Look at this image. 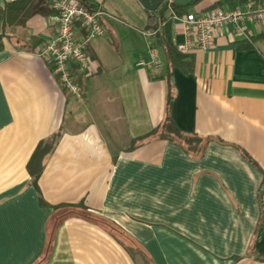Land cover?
I'll list each match as a JSON object with an SVG mask.
<instances>
[{
    "label": "crops",
    "instance_id": "obj_1",
    "mask_svg": "<svg viewBox=\"0 0 264 264\" xmlns=\"http://www.w3.org/2000/svg\"><path fill=\"white\" fill-rule=\"evenodd\" d=\"M93 1L104 34L88 67L72 66L79 93L36 53L55 34L49 16L9 28L0 49V264H264V23L223 28L189 52L193 72L173 70L174 123L206 139L192 156L170 140L138 145L167 109L169 69L160 47V67L148 64L146 8ZM217 1L247 4L189 11ZM182 31L175 22V41ZM41 143L53 147L34 181Z\"/></svg>",
    "mask_w": 264,
    "mask_h": 264
},
{
    "label": "built area",
    "instance_id": "obj_2",
    "mask_svg": "<svg viewBox=\"0 0 264 264\" xmlns=\"http://www.w3.org/2000/svg\"><path fill=\"white\" fill-rule=\"evenodd\" d=\"M51 3L54 11L49 15V23L54 26L55 34L36 53L50 61L52 71L61 85L73 93H79L80 87L72 73V66L77 65L80 69L88 67V45L94 38L104 34L100 22L104 12L91 11L78 0H51ZM174 20L182 23L185 35L184 42L175 41V44L180 51L190 52L195 48H212L219 31L229 25L234 27V35L240 36L246 32L245 21L264 23V7L249 1L245 9L214 7L200 13L174 16ZM78 31L83 34L78 35ZM149 53L151 59L148 64L160 67L156 49L150 47ZM138 64L147 63L141 61Z\"/></svg>",
    "mask_w": 264,
    "mask_h": 264
},
{
    "label": "trees",
    "instance_id": "obj_3",
    "mask_svg": "<svg viewBox=\"0 0 264 264\" xmlns=\"http://www.w3.org/2000/svg\"><path fill=\"white\" fill-rule=\"evenodd\" d=\"M84 7L91 11H98L97 4L93 0H78ZM195 1L192 4L199 2ZM230 3H243L254 1L256 3L261 0H225ZM223 1L214 2L207 7L205 11L221 7ZM189 5H178L174 1L166 0L156 11L147 10L148 22L146 32L150 33L152 39L151 48H161L166 56L167 67L169 69L167 75V109L163 122L154 127L150 132L138 138V145L145 143L148 139L159 138L170 140L179 144L188 154L199 156L204 152L206 139L196 134H188L180 130L171 116V104L174 99V83L173 70L180 68L185 73H191L194 70V58L189 52H182L177 48L174 40V16H184L190 13ZM51 0H13L8 1L4 5H0V49L4 47V38L6 37V29L23 26L31 17L37 14L49 16L53 12ZM204 12V11H203ZM249 42L247 47H252ZM73 70L77 72V65L73 66ZM76 81H80V76H76ZM52 144V143H51ZM53 145H47L43 148L41 143L36 149L33 157L29 162V168L34 181L40 175L42 166L40 161L47 152L52 149ZM259 192L260 207H263L264 184ZM263 217V214H262ZM262 221V220H261ZM260 221V224H261Z\"/></svg>",
    "mask_w": 264,
    "mask_h": 264
},
{
    "label": "water",
    "instance_id": "obj_4",
    "mask_svg": "<svg viewBox=\"0 0 264 264\" xmlns=\"http://www.w3.org/2000/svg\"><path fill=\"white\" fill-rule=\"evenodd\" d=\"M164 1L166 0H139L142 6L150 11L158 10ZM195 1L197 0H174V2L178 5H189Z\"/></svg>",
    "mask_w": 264,
    "mask_h": 264
},
{
    "label": "rangeland",
    "instance_id": "obj_5",
    "mask_svg": "<svg viewBox=\"0 0 264 264\" xmlns=\"http://www.w3.org/2000/svg\"><path fill=\"white\" fill-rule=\"evenodd\" d=\"M194 8H195V6L197 5V4H191ZM8 31H9V28L8 29H6V37L5 38H8L9 37V35H8Z\"/></svg>",
    "mask_w": 264,
    "mask_h": 264
}]
</instances>
